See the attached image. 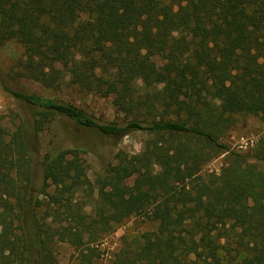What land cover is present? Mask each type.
<instances>
[{
  "label": "trees",
  "instance_id": "obj_1",
  "mask_svg": "<svg viewBox=\"0 0 264 264\" xmlns=\"http://www.w3.org/2000/svg\"><path fill=\"white\" fill-rule=\"evenodd\" d=\"M12 40L24 47L12 81L111 97L124 120L4 85L33 119L0 121V264H58L59 243L73 264H102L105 239L134 216L156 228L127 231L110 264H264V134L243 152L220 140L237 114L264 123V0H0V46ZM60 116L149 137L118 150L95 190L83 148L41 156Z\"/></svg>",
  "mask_w": 264,
  "mask_h": 264
},
{
  "label": "rangeland",
  "instance_id": "obj_2",
  "mask_svg": "<svg viewBox=\"0 0 264 264\" xmlns=\"http://www.w3.org/2000/svg\"><path fill=\"white\" fill-rule=\"evenodd\" d=\"M24 56V47L17 41L12 40L0 46V121L9 130H12L13 119L16 112L24 120L32 121L33 111L31 107L20 101L8 92L4 85L18 90H28L44 96L62 99L72 102L93 115L100 123L123 122L124 116L118 112L112 103L111 97H102L96 93L88 92L79 86L64 84L61 90H49L42 87L39 83L31 80L14 82L9 78V73L13 65ZM235 125L227 128L220 140L231 150L247 151L253 147L261 135L264 134V123L257 116L237 114L234 116ZM148 134L135 131L122 137H110L100 133L95 129L84 128L78 125L72 119L64 116L58 117L49 130H46L41 136V156L44 151L60 147H81L86 150L82 154L85 161L88 177L96 190L100 178L104 173V167L114 161L118 150L130 154L139 153L143 147ZM227 153L214 158L206 164L202 170L203 174L219 173L224 165ZM41 158V157H40ZM35 175L37 183L41 180L42 166L38 157L35 158ZM264 170V163H260ZM90 197V196H89ZM84 197L86 201L92 203L93 199ZM91 211V205L88 212ZM156 224L146 219L134 216L129 218L114 233L109 235L103 245L100 262L110 264L114 253L120 247L122 236L127 232L142 233L146 230H154ZM1 229V228H0ZM76 251L67 243H59L56 246V256L58 264H73Z\"/></svg>",
  "mask_w": 264,
  "mask_h": 264
}]
</instances>
